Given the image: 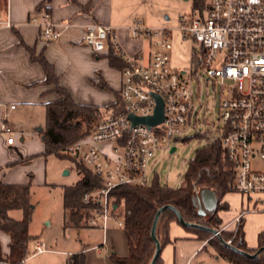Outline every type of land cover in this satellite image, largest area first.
Here are the masks:
<instances>
[{
	"label": "built area",
	"instance_id": "1",
	"mask_svg": "<svg viewBox=\"0 0 264 264\" xmlns=\"http://www.w3.org/2000/svg\"><path fill=\"white\" fill-rule=\"evenodd\" d=\"M29 23L39 28L45 43L60 37L46 12L32 15ZM178 31L181 40L191 44L189 69L184 71L171 66L172 36L167 29H150L134 21L131 37L147 40L152 48L143 63L126 54L116 28L95 23L84 28L83 44L94 54L112 49L125 62L120 71L123 110L104 113L90 135L66 150L99 183L81 198L89 228L105 232L110 223L123 228L113 213L112 192L149 187L148 164L158 149L171 153L178 141L200 137L209 144L220 141L234 173L229 191L245 196L254 207L245 208L234 221L239 224L257 206L264 210V169L257 168L264 164V0H206L204 10L196 9L180 20ZM201 80L220 86L211 132L199 131L202 125L209 126L208 109L199 91H192V83ZM156 98L163 104L162 122L153 127L132 125L129 116L154 114ZM1 132L12 144V129L6 122ZM45 251L43 242L34 241L30 257Z\"/></svg>",
	"mask_w": 264,
	"mask_h": 264
},
{
	"label": "crops",
	"instance_id": "2",
	"mask_svg": "<svg viewBox=\"0 0 264 264\" xmlns=\"http://www.w3.org/2000/svg\"><path fill=\"white\" fill-rule=\"evenodd\" d=\"M127 5H131V0H0V183L25 185L37 178L43 181L46 178L45 171H42L47 157L43 156L41 131L45 125L46 106L57 101L58 96L53 93L52 86L42 84L43 70L31 61L27 48L32 49L35 55L42 54L53 66L59 85L69 93L75 104L97 107L101 106L98 101L101 98H114L106 103L110 105L120 92V69L109 65L106 53L94 54L83 44L84 28L93 23L116 28L119 43L126 54L146 63L152 48L147 40L131 37L130 27L140 19L129 14ZM42 12L50 16L61 33L56 41L45 43L39 28L29 23L32 15ZM98 84L109 89L100 88ZM11 106L14 109H10ZM4 122L12 129V144H7V136L1 132ZM195 204L198 211L208 217L218 201L211 190H201L197 193ZM219 204H225L226 208L216 214L218 227L227 232H236L241 227L246 247L257 249L258 235L264 231V210L255 207L256 211L247 213L237 224L234 220L238 214L245 208H252L248 199L229 192ZM9 215L17 221L22 219L20 210H13ZM70 230L76 232L77 249L66 254L64 264H68L74 255H82L84 264H112L111 254L118 257L128 255L124 230L114 223H110L105 232L87 226L64 229L62 218L63 233L70 235ZM28 234L33 240L23 264L33 259L29 258L32 243L41 241L29 233V227ZM168 237L169 242L160 252L161 264L223 261L216 251L208 247L207 241L198 239L177 222L170 223ZM9 244V235L0 231L3 257L9 254ZM208 248L216 255L207 254ZM54 253L46 248L35 259Z\"/></svg>",
	"mask_w": 264,
	"mask_h": 264
},
{
	"label": "trees",
	"instance_id": "3",
	"mask_svg": "<svg viewBox=\"0 0 264 264\" xmlns=\"http://www.w3.org/2000/svg\"><path fill=\"white\" fill-rule=\"evenodd\" d=\"M206 0H193V9H205ZM84 10V7H81ZM32 62L37 63L44 73L43 85L52 86L53 93L58 100L46 106L45 125L41 131L44 145L43 156H55L72 163L82 177L72 186L62 188L63 198V228L79 229L87 226L88 212L81 203L83 194L99 186L98 180L80 163L69 158L66 150L76 142L92 133L95 126L109 110L120 111L123 106L120 92L114 103L100 111V108L89 105L75 104L69 93L59 85L53 66L47 62L42 54L35 55L27 48ZM111 67L120 69L125 62L112 49L106 52ZM100 88L107 86L98 84ZM234 178L231 164L227 159L220 141H216L198 149L188 165L182 186L176 189L160 186L158 179L149 187H120L111 194L113 213L123 222V230L127 239L128 255L118 257L110 255L112 264H149L154 252L155 244L151 239V228L157 211L164 206L173 207L186 223L201 226L203 229L183 227L212 247L216 253L234 264H264V251L255 259L247 258L230 248L248 254H255L260 248L264 249V231L258 235V248L248 249L243 240L241 227L236 232L221 231L220 238L212 236L208 230H217L219 222L216 214L226 208L219 204L221 198L229 193V186ZM201 190H211L217 197L218 204L211 216H204L195 204L197 193ZM31 203V182L25 185H7L0 183V231L10 237L9 254L3 257L0 252V264H23L28 254V247L32 238L28 234V227L33 212ZM20 210L22 219L14 220L9 212ZM264 212V211H263ZM171 222L178 219L174 211L165 210L156 225V238L160 250L169 242L168 229ZM161 252V251H160ZM68 264H84L82 255H74ZM156 264H161L160 255Z\"/></svg>",
	"mask_w": 264,
	"mask_h": 264
},
{
	"label": "rangeland",
	"instance_id": "4",
	"mask_svg": "<svg viewBox=\"0 0 264 264\" xmlns=\"http://www.w3.org/2000/svg\"><path fill=\"white\" fill-rule=\"evenodd\" d=\"M126 7L129 14L135 19L142 20L146 27L171 31V66L179 71L188 70L191 44L181 40L178 29L180 28V20L189 18L196 10L193 9V0H131V5ZM108 89L107 86L105 90ZM196 90L199 91L202 104L208 109L206 118L209 126L202 125L199 131L211 132V125L216 124L220 86L207 85L201 80L198 83H192L193 93ZM116 98L117 96H115V100ZM113 99L101 98L98 100L101 106L97 107L100 108L101 112H104V109L109 106L106 103ZM207 144L209 143L200 137L199 139L191 138L182 142L178 141L175 144L176 150L172 153L158 149L148 164L146 177L149 186L155 183V178L158 179L160 186L171 189L182 186L190 161L194 158L196 151ZM257 168L264 169V164L259 163ZM42 171H45L46 174L45 181L42 178H37L31 182V203L34 209L29 224V233L38 237L47 249H52L55 253L42 255L37 259H35L37 255L29 257L33 259L26 264H37V262L38 264H64L67 258L66 254L77 249V243L75 241L76 232L73 233L70 230V235H68L62 231V218L64 216L62 188L74 185L82 177V174L73 167L70 161L61 160L55 156L46 158ZM66 171L68 174L65 175L64 172ZM252 208H254L253 205ZM209 248L207 254L213 256L215 254L213 253L214 249L212 248L213 250L210 251ZM29 251L31 255L32 251ZM202 258L208 259L207 257ZM222 259L223 261L219 262L208 260L205 264H229L226 259L223 257Z\"/></svg>",
	"mask_w": 264,
	"mask_h": 264
},
{
	"label": "water",
	"instance_id": "5",
	"mask_svg": "<svg viewBox=\"0 0 264 264\" xmlns=\"http://www.w3.org/2000/svg\"><path fill=\"white\" fill-rule=\"evenodd\" d=\"M129 119L131 120L132 122V125H137V124H142V125H146L148 127H153L155 125H158L159 123L162 122L163 120V104H162V101L159 99V98H156V107H155V110H154V114L150 117H145V118H139V117H135V116H129ZM175 151V148L173 147L171 149V153ZM64 174H68V172H64ZM207 192V191H206ZM211 195H213V193L209 192ZM196 200V198H195ZM172 210L175 212L176 216H177V219H178V223L183 226V227H187V228H198V229H203L201 226H198V225H195V224H192V223H186L182 218L181 216L177 213V211L171 207V206H164L162 208H160L155 217H154V220H153V224H152V228H151V239L153 240L154 244H155V252H154V255L150 261L149 264H156V261L160 255V244L156 238V225H157V222H158V219L160 217V215L165 211V210ZM212 236H217L218 238H220V234L218 233L217 230H208ZM224 245L228 248H230L231 250L247 257V258H250V259H255L257 257V255L264 251L263 248H260L256 251L255 254H248V253H245V252H242L240 250H237L236 248L232 247L230 244L228 243H224Z\"/></svg>",
	"mask_w": 264,
	"mask_h": 264
}]
</instances>
